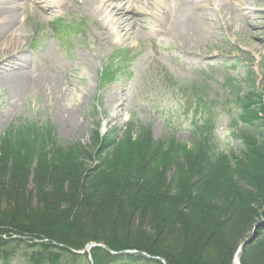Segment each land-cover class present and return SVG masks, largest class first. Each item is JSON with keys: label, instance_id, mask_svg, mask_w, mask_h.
<instances>
[{"label": "rangeland", "instance_id": "obj_1", "mask_svg": "<svg viewBox=\"0 0 264 264\" xmlns=\"http://www.w3.org/2000/svg\"><path fill=\"white\" fill-rule=\"evenodd\" d=\"M73 1L76 0H68L66 8L51 15L45 14L40 7L41 10L28 5L19 10L16 17L18 34L24 37L5 36L0 41V51L5 53L21 48L20 56L27 60L26 71L38 78L37 83L28 81L24 87L18 71L19 59L14 68L0 71V139L9 128L17 131L23 125L36 126L37 133L45 137L49 135L48 127L54 131L50 137L51 141L55 139L52 144L58 150L56 157L69 160V165H59L61 170L70 175L77 174L79 178L87 176L89 171L103 174L101 178L105 177L106 189H127L125 194L130 190H147L143 187L146 176L149 177L147 174L162 175V185H154L148 192L154 198V205L166 207L163 212L156 208L143 218L137 211H131L134 208L127 200L128 194L115 196L103 191L79 204L83 208L87 203L92 206L101 203L99 209H95L104 222L93 225L88 219L90 225L96 227L89 232L115 240L117 248L126 243L143 245V241L148 247V252L132 248L114 251L117 254L110 253L112 256L135 254L165 264L161 262L162 257L148 254L158 250L167 253L177 264H234L239 253L240 264L243 259L244 264H264V154L248 162V168L257 166L254 168L257 170L259 166L260 174L251 173L255 179L261 177L255 189L251 183L244 185L243 179V182L236 181V186L244 187L250 193L241 201L240 194L233 189L219 187L217 183L221 180L211 188L208 186L206 194H202L204 178L199 181L201 176L197 175L188 181L190 170L184 165L183 158L175 157L160 168L159 158L155 157L145 161V168L138 170L134 155L131 153L130 156L133 161L126 158L127 142L117 150L120 138L113 133V128L125 131L130 124H141L150 128L153 144L175 140L177 146L185 145L193 150L203 147L200 143H204L215 151L210 153L215 159L232 152L240 156L237 136L243 125L239 120V102L253 83L264 100V0H243L241 8L223 7L220 12L212 7L209 14L218 22L220 30L215 34L202 30L184 41L157 33L155 26L159 21L152 17L155 12L144 15L148 25L139 36L125 38L123 33H110L104 15L100 16L95 10H84L82 4L78 1L73 4ZM158 3L163 4V0L154 2L155 10H162ZM139 6L141 8L143 4ZM0 9L5 8L0 6ZM59 19L85 23L86 33L69 34L60 39L53 27L54 21ZM122 49L125 57L127 53L130 58L132 52L139 54L124 65L115 55ZM5 53L0 52V65L6 58ZM106 65L112 69L122 66V69L115 75L117 80L103 84ZM97 130L100 139L95 134ZM130 132L133 131L128 130L123 136L136 135V132ZM79 150L81 153H76ZM18 160H25V156H18L16 162ZM58 163L62 165L60 161ZM32 165L36 166V159ZM246 170L247 166H244V174ZM2 181L0 179V230L4 232L0 237L10 245L0 249L6 253L2 264H26V260L36 254L27 247L35 241L26 240L25 234L4 230V218L11 223L15 214L24 213L29 224L32 222L37 232H41L43 227L34 220L38 218L36 215L49 214V222L51 215L57 213L52 207L44 206L48 205L45 200L66 198L67 201L57 207L61 210L66 207L64 204L71 207L69 204L73 203L69 200L76 196L73 179L67 187H54L43 197L36 195L30 184L23 194L14 198L7 192L10 186L3 188ZM139 182L142 187H138ZM194 184L200 189L197 193L191 189ZM231 194L237 197L234 203L228 200ZM136 198L139 197L135 195L134 203ZM80 200L81 196L77 201ZM77 204L75 208L79 210ZM90 209L95 211L94 207ZM155 214L157 218L161 217L159 225ZM49 225L41 233L44 236L38 234V237L43 238L51 231L54 225ZM155 232L157 235L151 238ZM92 243L97 242L89 244ZM91 250H88L89 262ZM62 257L63 260L70 258ZM88 260L81 258L76 263L88 264ZM147 260L142 261L146 263ZM122 261L120 264L128 262Z\"/></svg>", "mask_w": 264, "mask_h": 264}, {"label": "trees", "instance_id": "obj_2", "mask_svg": "<svg viewBox=\"0 0 264 264\" xmlns=\"http://www.w3.org/2000/svg\"><path fill=\"white\" fill-rule=\"evenodd\" d=\"M243 107V120L247 124L245 131L242 132L240 135V138L242 140V146L239 150L240 156H236L234 153L230 156L222 154L219 157L211 156L213 149L207 145L205 146L204 143H200L203 147L195 148L193 150L188 149L185 145L177 146L175 144V140L168 142H161L157 144L152 143V137L150 131H148L145 128H140V131L136 133L135 136L128 135L123 136L117 145L118 148H122L121 145L123 142H127V148L124 150H127L128 154L126 155V158H130L131 161H133L131 156V153L134 155V160H136L135 163H137L138 170H141L142 168H145V161L148 162L152 158H159L158 166L160 168L164 167L166 164L168 165L171 160L175 157L183 158L184 159V165L188 167L189 173H187V179L190 181L192 177H195L197 175H200L201 178L199 179L205 182L204 189L202 194H206V188L214 185L217 183V181H220V183H217L220 188L225 186L226 188H230L235 191V193H239L241 196V201H243V198H248L249 192L245 189L236 186V181L243 182L248 185V183L252 185V188L255 189L258 186V183L260 182V178L255 179L253 176H251V173L260 174L258 171L259 166L257 170H254L257 166H251L249 167V160L251 161L254 157H259L261 154H264V104L263 101L259 100L257 102L253 99H248V101L242 106ZM37 127H26L23 126L19 128L17 131H14L12 129H9L5 135H3L0 139V172L2 175V183L3 188L9 187L7 192L11 194V196L18 197L20 194H23L26 187L30 185L32 190H35L36 195L38 194L40 197H43L44 193H47L52 191V188L60 187V189H63L64 186H68L72 179H73V187L75 189L76 196L71 201L73 204H69L74 206L72 212L71 207L66 206L63 210L59 209L57 206L61 205L63 203L62 201H67L64 199L61 200H45L48 205H44L45 207L50 206L52 207L53 211L57 213H53L51 215V220L47 222L50 216L49 214L44 215V217H41L39 215L38 218L36 217L34 220L36 222H40L43 227L41 232H37L35 227H33L34 224H29L28 217L26 214L21 213L18 215H14L10 222L7 223L8 219L4 218L6 223L3 227L4 230L9 231H16L19 234H25L27 235L28 239L31 242L38 240L39 242H33L34 245L27 246L28 250L36 251L34 254L35 256H32L31 259L26 260V264H77L76 261L81 260V256L73 254V252L60 247L56 246L54 242L57 244L70 247L74 250H82L88 245L90 242H97L98 244H104L109 249L115 251V252H121V250L125 249H137L141 251H147L146 242L143 241V245L133 243L131 245H128L127 243L125 245H122L123 247L119 246L117 248L116 242L113 239H105L99 235H96L93 232H89L88 230H96L93 225L95 222L98 225L102 224L103 219H100L98 215H96V210L93 209L87 210V207H79V204L81 205L82 202L85 200H89V198H92L94 195L96 196L97 192L103 191V189L106 191V181L105 177L101 178L103 174L96 175L94 171H89V174L87 176L78 177L77 174L70 175L68 172L65 173L64 170H61L63 165H69V160L66 158L64 160L58 159L56 157V153L58 152L57 148H54L53 142L51 141V134L52 132L48 127L46 128V131L49 133V135H39L37 133ZM99 131L95 133L96 136L100 139ZM105 138V137H103ZM50 140V141H49ZM56 143V142H55ZM116 144L117 142H113ZM113 147V146H112ZM79 149V148H78ZM76 153H81L80 150L76 151ZM211 153V154H210ZM24 154V155H23ZM25 156V160L16 162L18 159V156ZM27 155V156H26ZM17 157L15 160H12V158ZM148 157V158H147ZM33 159H36V166L34 167ZM148 159V160H146ZM5 161V163H2ZM58 161L62 163L59 164ZM9 162V163H8ZM249 162V163H248ZM134 163V162H133ZM61 167H60V166ZM223 165V166H219ZM219 166V167H218ZM244 166H247L246 174L243 173ZM243 168V169H242ZM26 169V171H25ZM249 169H252V172L249 173ZM82 170V169H77ZM262 172L264 173V169H262ZM5 173V174H3ZM83 173V172H82ZM81 173V174H82ZM146 173V172H145ZM262 173V174H263ZM22 175L24 176V180L22 179ZM149 175V177L146 176L145 182L143 187H145L147 190L143 192L142 191H135L130 190L126 194H128L130 197H127V200L131 201L133 204V208L136 209L135 211L143 213V209H145L147 212H155L156 208L160 209L162 212L166 207L163 206H157L153 204L151 195L148 191H152L154 185H162L160 184L161 180V174L155 173L154 175ZM86 180L87 183L84 184V181ZM243 179V181H241ZM95 182L93 184V182ZM187 181V182H188ZM212 181V182H211ZM259 181V182H258ZM239 184V183H238ZM260 184V183H259ZM147 185H149L147 187ZM255 185V186H254ZM142 187V183L139 182L138 187ZM166 186V185H165ZM236 186V187H235ZM41 187V189H40ZM103 187V188H102ZM157 188V187H156ZM169 189L170 187H167ZM187 188V187H186ZM211 188V187H210ZM210 188L208 189V193L210 191ZM119 188H116L115 190L118 191ZM171 189V188H170ZM195 193H197V189L200 191L198 186L194 184L191 188ZM55 190V189H54ZM114 190V191H115ZM182 190H187L183 189ZM38 191V193H37ZM63 191V190H61ZM126 190L121 189L119 193H122L123 196L125 194ZM110 192V191H109ZM116 192V191H115ZM182 192V191H181ZM81 193V195H80ZM135 193V194H134ZM140 193V194H139ZM142 193V195H141ZM207 193V195H208ZM234 194V193H233ZM231 194L230 198L228 199L234 203L237 201V197L235 195ZM136 198L135 203L133 202V198ZM81 196V200L77 201L79 197ZM88 196V199H87ZM91 196V197H90ZM122 196V195H121ZM238 196V199L239 197ZM246 196V197H245ZM252 196V195H251ZM8 197V196H6ZM142 197V198H141ZM176 197H178L176 195ZM243 197V198H242ZM10 198V197H9ZM132 198V200L130 199ZM85 199V200H84ZM44 201V198L42 199ZM52 201V202H51ZM177 201V200H174ZM78 202L77 206L79 207L75 208V204ZM231 202V203H232ZM44 203V204H45ZM75 203V204H74ZM94 204V203H93ZM56 205V206H52ZM63 205V204H62ZM29 205H27V208ZM95 209V208H94ZM170 211V209H168ZM94 211V212H93ZM16 212H20V210H17ZM22 212V210H21ZM72 212V214L70 213ZM77 212V213H76ZM166 212V211H165ZM169 213V212H168ZM165 214V213H164ZM21 215L22 217L17 218V216ZM3 216V215H2ZM101 216V215H100ZM161 216H163V213H161ZM157 220L158 225L160 218H157V215L155 214L154 217ZM90 223L93 225H90ZM22 222L19 224L20 221ZM43 220V221H41ZM155 220V221H156ZM17 222V223H15ZM54 225L51 228V231H48L45 235V237L40 238L38 237V234L44 236V234H41L47 229V225ZM0 225H2L0 223ZM4 225V224H3ZM49 225V226H50ZM57 226V228H56ZM161 226V225H160ZM81 227L84 228L81 229ZM86 227V228H85ZM86 229V231H85ZM4 232L0 230V234ZM158 232V230H157ZM157 232L155 234H152L151 238L153 236L157 235ZM67 236H65V234ZM29 235V236H28ZM36 235V236H35ZM47 240V242H44ZM117 240V239H116ZM10 246L7 244L6 240L2 239L0 237V249L3 247ZM149 251V255L151 256H158L162 257L167 261V264H177L174 262L173 259L170 258V256L165 252H157ZM63 255L69 256V260H63ZM12 259V256H10ZM86 260H88V255L84 256ZM6 259V253H2L0 250V261L4 263ZM10 259V260H11ZM9 260V261H10ZM123 260V261H122ZM128 260L126 264H160L158 261L152 260V259H145L141 255H135V254H126L125 255H116L112 256L110 253H108L105 249L102 248H93L91 250V263L88 260V264H120L119 261L125 262ZM142 260H147L145 261ZM65 261V262H64ZM245 259H243L242 264H244ZM208 264H212L209 262Z\"/></svg>", "mask_w": 264, "mask_h": 264}, {"label": "bare ground", "instance_id": "obj_3", "mask_svg": "<svg viewBox=\"0 0 264 264\" xmlns=\"http://www.w3.org/2000/svg\"><path fill=\"white\" fill-rule=\"evenodd\" d=\"M155 1L156 0H84L82 9L89 11L95 10L100 13V16L104 15L107 31L110 33H123L125 38L139 36L141 31L146 29L148 25V21L143 18L144 15L156 12L152 16L159 21V24L155 26V31L160 34L168 35L178 41H184L198 35L202 30H206L208 33L211 32L213 34H215L218 29L220 30V27L217 28L218 22L209 14L212 7L214 11L220 12V9L223 7L232 6L235 8L237 6L241 8V5L244 4L243 0H171L170 5L173 4V7L165 3H158L162 10H155ZM135 3L138 6H136ZM140 3L143 4L141 8L139 6ZM28 5L35 8L40 7L45 14L51 15L54 13L55 9H62L66 7L68 3L66 0H0V6L5 8L0 9V35H2L0 41H2L5 36L15 39L24 37L20 35V33L18 34L16 17L17 12L26 8ZM197 13L200 14V17H196ZM3 51L4 50H1L0 52L5 53ZM12 51L13 50L5 53L6 58L0 65V71L6 72L14 68L17 64L16 61L19 59L21 63L18 68L20 82L24 87L28 85V81L30 83H37L38 78H34V76H32L33 73H28L26 71L27 60L23 59V56H20L23 50L17 48L15 52L12 53ZM114 190V188H108L106 191L103 189V192L106 194V192L110 191V193L115 196H123V194L119 193L120 190H115L116 192ZM100 205L101 203L98 205L93 204V206L89 203L86 204L89 210L90 207L99 209ZM135 210L136 209H132L131 211L134 212ZM143 211V213H141L142 211L140 213L138 212V215L141 214L143 218L145 216L147 217L149 212L145 209H143ZM81 258L83 257L81 256ZM234 264H239V253L236 256Z\"/></svg>", "mask_w": 264, "mask_h": 264}, {"label": "water", "instance_id": "obj_4", "mask_svg": "<svg viewBox=\"0 0 264 264\" xmlns=\"http://www.w3.org/2000/svg\"><path fill=\"white\" fill-rule=\"evenodd\" d=\"M86 207H87V210H89V209H88V206H85V208H86ZM88 247H89V248L101 247V248L105 249L108 253L117 254V253H115L113 250L109 249L108 247H106V246L103 245V244H96V243L94 244V243H92V244H90ZM65 249H69V250H70V248H68V247H66ZM86 249H87V248H86ZM86 249H85L84 251H86ZM118 254H120V253H118ZM161 262H163V263L166 264L165 259H161Z\"/></svg>", "mask_w": 264, "mask_h": 264}]
</instances>
